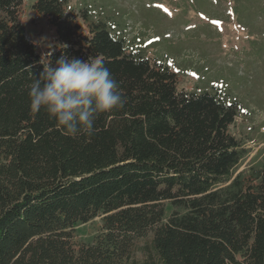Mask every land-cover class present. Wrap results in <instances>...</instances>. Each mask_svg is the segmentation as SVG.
<instances>
[{"label": "trees", "instance_id": "16d2710c", "mask_svg": "<svg viewBox=\"0 0 264 264\" xmlns=\"http://www.w3.org/2000/svg\"><path fill=\"white\" fill-rule=\"evenodd\" d=\"M22 1L0 0V264H264V156L236 172L248 151L229 128L237 103L178 89L177 71L128 50L88 7L34 0L50 64L101 57L125 100L91 135H67L30 110L46 54ZM96 216L95 241H77L73 226Z\"/></svg>", "mask_w": 264, "mask_h": 264}, {"label": "rangeland", "instance_id": "374dc122", "mask_svg": "<svg viewBox=\"0 0 264 264\" xmlns=\"http://www.w3.org/2000/svg\"><path fill=\"white\" fill-rule=\"evenodd\" d=\"M23 0L20 19L43 56L54 49L53 29ZM88 7L127 49L158 60L179 74L178 89L218 91L238 107L233 135L248 150L237 171L264 156V0H67ZM168 211L174 207L165 203ZM101 216L73 226L77 241L93 243ZM150 236V233L148 234ZM143 239H140V242Z\"/></svg>", "mask_w": 264, "mask_h": 264}, {"label": "clouds", "instance_id": "9594fccd", "mask_svg": "<svg viewBox=\"0 0 264 264\" xmlns=\"http://www.w3.org/2000/svg\"><path fill=\"white\" fill-rule=\"evenodd\" d=\"M49 55L41 59L43 71L28 91L33 113L43 107L67 135H91L99 113L123 107L119 86L101 57L80 60L61 56L52 66Z\"/></svg>", "mask_w": 264, "mask_h": 264}]
</instances>
